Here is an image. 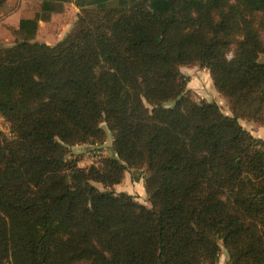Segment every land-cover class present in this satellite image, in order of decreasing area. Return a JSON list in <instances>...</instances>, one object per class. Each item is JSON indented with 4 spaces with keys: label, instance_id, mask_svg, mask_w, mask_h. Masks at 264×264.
<instances>
[{
    "label": "trees",
    "instance_id": "1",
    "mask_svg": "<svg viewBox=\"0 0 264 264\" xmlns=\"http://www.w3.org/2000/svg\"><path fill=\"white\" fill-rule=\"evenodd\" d=\"M44 1L80 11L55 44L37 12L0 45V264H264V138L241 122L264 126V0ZM108 130L116 154L81 166ZM141 168L151 207L114 191Z\"/></svg>",
    "mask_w": 264,
    "mask_h": 264
},
{
    "label": "rangeland",
    "instance_id": "2",
    "mask_svg": "<svg viewBox=\"0 0 264 264\" xmlns=\"http://www.w3.org/2000/svg\"><path fill=\"white\" fill-rule=\"evenodd\" d=\"M19 1L21 0H0V45H12L15 42L16 34L14 33V30L12 32L6 33L3 27H6V24L2 19H4L6 16L5 14H9L7 11L9 7L12 6V4L15 3V6L18 5ZM9 3L7 7H4L3 4ZM40 4L42 8L44 9V6H47L49 2L47 1H38L33 0L31 1V5ZM55 7L59 6L58 3L53 4ZM29 6H27L28 8ZM70 21L75 20V15H78L74 9H71L70 11ZM255 24L258 27L260 31L261 38L264 42V15L262 13H258L254 16ZM66 24V19L64 20ZM60 25V22L58 24L52 25L51 30H48L45 26L42 28L41 31V37L40 41H44L45 38L51 42L57 43L60 39L61 35L60 32L55 33L54 30L57 29ZM14 28V27H12ZM45 31V32H44ZM53 31V32H52ZM47 34H50L49 36H45ZM62 34V33H61ZM45 40V41H46ZM235 48V45H234ZM233 52V51H232ZM182 71L189 77V87L191 89L192 94L195 96L197 100H210V101H216L220 104L222 110L227 114H232L231 104L229 100L223 96L218 89L215 86L214 80L211 76L210 71L207 68H203L199 65H193V66H182ZM242 124L254 132L255 135L261 136L264 138V126L255 122L250 121L247 119L241 120ZM0 127L6 131L9 132L8 125L4 121L3 118H0ZM114 137L112 135V132L108 130V138L103 143H86V144H78L71 147V150L74 154V156L80 158L81 160V166H91L93 164H96L98 160H100L104 156H111L115 155V149H114ZM145 176H146V169H130L125 176V179L120 183L114 186V191L117 193L119 192H129L137 196L140 202L143 204L151 207L152 203L150 201V196L146 191L145 186ZM135 177H139L140 180L137 181ZM101 189H104V185L102 183H96ZM220 264H228V253L226 248L222 244V256L220 260Z\"/></svg>",
    "mask_w": 264,
    "mask_h": 264
},
{
    "label": "crops",
    "instance_id": "3",
    "mask_svg": "<svg viewBox=\"0 0 264 264\" xmlns=\"http://www.w3.org/2000/svg\"><path fill=\"white\" fill-rule=\"evenodd\" d=\"M31 1L33 0H21L19 1L17 6H15V3H14L12 4L11 7L8 8L7 11L9 12V14H5L6 17L2 19L4 23L6 24V27H3L6 33L12 32V27L19 28L21 18L33 17L37 12H39L41 16V20H40V29H39L38 39L40 40L41 31L44 26L48 30H51L52 25L58 24L60 22L61 26H58L57 29L54 30V32L55 33L60 32L61 37L59 40H61L67 34V32L71 29V27L74 25L75 21L78 18V15H75V20L73 18V20L70 21L71 9H74L76 13H79L80 11V9L77 7L75 2H65V1L59 2L60 5L57 7L53 5L54 2H51V4H49L47 8L43 9L42 6H40V4H37V6H35V4H32V6L30 7ZM38 1L43 2L44 0H38ZM9 3L4 2L3 6L7 7ZM27 6L29 7L27 8ZM65 19L67 20L66 24L64 21ZM49 35L50 34H47L45 36H49ZM46 39H50V38H45V40ZM45 42L54 44V42H51L49 40H46Z\"/></svg>",
    "mask_w": 264,
    "mask_h": 264
}]
</instances>
